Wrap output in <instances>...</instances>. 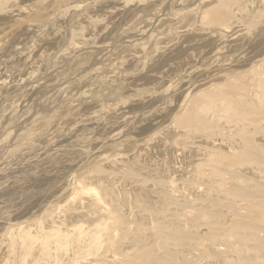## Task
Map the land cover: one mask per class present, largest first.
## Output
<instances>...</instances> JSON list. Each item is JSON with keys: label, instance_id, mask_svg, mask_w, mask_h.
I'll return each mask as SVG.
<instances>
[{"label": "rangeland", "instance_id": "1", "mask_svg": "<svg viewBox=\"0 0 264 264\" xmlns=\"http://www.w3.org/2000/svg\"><path fill=\"white\" fill-rule=\"evenodd\" d=\"M144 1L0 0V254L11 230L46 241L58 228L96 240L99 254L85 264H264V69L249 68L264 39L232 69H204L191 84L144 83L159 55L133 53V37L145 50L163 46L185 11L181 0L155 2L133 17ZM202 1L189 5L208 35L264 26V0L199 9ZM23 4L46 18L28 19ZM178 111L183 121L154 141ZM172 140L180 161L167 171L133 150L148 145L161 158ZM71 195L77 203L57 211ZM54 242L52 264L62 256ZM42 262L38 254L33 264Z\"/></svg>", "mask_w": 264, "mask_h": 264}, {"label": "bare ground", "instance_id": "2", "mask_svg": "<svg viewBox=\"0 0 264 264\" xmlns=\"http://www.w3.org/2000/svg\"><path fill=\"white\" fill-rule=\"evenodd\" d=\"M176 1H178V0H169V1L168 0H158V1L157 0H145L141 6L136 7L137 9L133 8V17H135L136 14H141V16L146 15L144 13L146 12L147 8H150L152 6V4L155 2H157V4H159V5H162L165 3L168 4L167 2H171V3L173 2L174 3ZM192 1L193 0H181V4L184 5L185 11L178 16V20L174 23V25H172L173 29H169L170 31L172 30V32L169 31L171 33V36L168 37L167 42L163 46H159V47H154V46L151 47L150 46L149 49L146 48V50H145L143 48H139V45H141V43L145 42L144 38L138 42V41H136L137 39H139L138 35H137V37L136 36L133 37V53H135V54H158L159 55V56H157L158 58L156 60H148L147 74L142 78V80H141L142 82L152 83L154 85L158 82L162 83V82H166V81H169L170 83H174V84L180 83L183 81H187L189 84H191V83H193L194 75H196L198 72H200L204 69H214L218 66H224V68L226 67V69L229 70V69H232L231 68L232 63L239 62L241 64V61L243 59L245 60V57H246V56L244 57V54H246L250 50H252L253 47H255V45L257 44V41L259 39H264V26L263 27L262 26L257 27L254 30L226 31L225 35L223 37H220V39H218L219 35H215L216 34L215 32H212L210 35H208V31L211 30L210 27L208 29V27L205 26V24H208V23H206V21H205V24L201 23L200 20L197 23L195 22L196 19L193 17V15L196 16L200 12L195 11V10H197L196 6L192 7L191 5H189L190 2H192ZM207 1L208 0L202 1L199 4V6H200L199 9H201L202 5H205V4L208 5ZM59 4H60V2L57 1L54 3V6L57 7V6H59ZM166 4H165V6H166ZM29 5L30 4H28V5L23 4L20 7V8L26 9V10H30L29 14L27 15L28 19H35V20L41 19L42 20V19L46 18L44 15V10L41 6H38L34 9H29V8H31V6H29ZM155 6H157V5H155ZM158 7H160V6H158ZM163 7L164 6H162V10H163ZM156 9H158V8H156ZM200 11H202V10H200ZM219 13H218V15H219ZM167 14H168V12H167ZM169 15H170V13H169ZM137 16H140V15H137ZM211 17H213V16H211ZM168 18H167V20H168ZM25 21H27V20H25ZM207 21L209 22V20H207ZM245 21H247V20H245ZM211 22L212 21H210L209 23H211ZM20 24L21 23H18L17 27H19ZM216 24L214 23V25H216ZM209 25H211V24H209ZM147 26H150V25H147ZM229 26H230V23H229ZM224 27H225V29H227L226 26H224ZM212 30H214V29H212ZM138 34H139V32H138ZM133 35H135V34H133ZM141 35L142 34H139V36H141ZM146 35H147V33H146ZM166 39H167V37H166ZM163 43H161V44H163ZM149 44L152 45L150 42H149ZM158 44H159V41H158ZM143 50H145V51L143 52ZM35 54H39L38 57H41L43 54H46V50L45 49L38 50L37 53H35ZM149 56L150 55H148V57ZM35 63H36L35 57H28V59L25 60V64H26L27 68L34 67ZM249 66H246V67L253 68L255 70L254 72H256L257 69L263 70L264 69V54L257 56L249 64ZM242 70H244V72H245L247 70V68H243V69H241V71ZM261 70H260V73H261ZM241 71L231 72L225 76L227 78H231V77L235 78L237 75H238L237 77H240L242 75ZM207 73H209V72H207ZM260 75H263V74H260ZM214 79H216V78L214 77ZM261 80H262V78H261ZM261 82H260V85L264 86L263 80ZM167 86H169V85H167ZM153 88H154V86H153ZM256 94H258V93H256ZM223 101H226V99ZM228 101H230V100L228 99ZM189 103L192 104V102H189V101L187 104L185 103V105H184L185 107L183 108L182 112L185 111L189 107L188 106V105H190ZM219 110H220V108H219ZM182 116L183 115L180 111H178L177 115L169 116V118L167 120L169 123L167 125V130L165 131V133H161L159 135H156L155 138L153 137L154 141L159 142V141L163 140V137L166 136L167 132L174 130L175 125H177L176 123L180 122L181 120L183 121ZM174 119H175V121H174ZM191 119L189 118V120H191ZM172 120H173V122H172ZM187 120H188V118H187ZM189 120H188V122H189ZM184 121H186V120H184ZM190 122L192 125L193 121H190ZM181 126H182V124H181ZM185 126H186V124H185ZM148 147L149 146L146 145L145 148L140 149V147L134 145L133 150H135L134 152H137L136 154L139 155L138 156L139 158L140 157L145 158V160L152 163V165H161V167L164 168L166 171L170 169L171 165H176L180 161L178 154H180L179 151H180L181 147L178 146L175 143V141H173V140L168 141L166 146H164V147L160 148V150H158V151H160V153H163V156H161V158H159L160 155L157 154V151H153L150 149L148 150ZM63 196H65V195H63ZM72 196L73 195H71V197H69V198L65 197V200H64L65 202H63L62 205L57 206V211L62 212L63 210H66L67 206L70 205V202H76V201H74L76 199V197L75 196L72 197ZM54 202H56V201H54ZM79 205H82V204H79ZM94 205L98 206L100 204H98L97 202L94 201ZM72 207H70V209L68 208L69 209L68 212L66 211L65 213H67V215L71 219H74V218L78 217L77 215L79 213H77L78 208L76 206L73 208ZM80 209H79V211H80ZM103 213H104V211H103ZM80 214L83 215V212ZM72 221H74V220H72ZM77 221H74V224H76L75 222H77ZM42 224H43V222H42ZM74 224L71 223L70 225L69 224H67V225H69V227H70V226H73ZM77 225H78V222H77ZM44 226L45 225H43V227ZM60 226H61V224H60ZM100 226H102V224H100ZM43 227H41V228H43ZM47 227H46V229H47ZM49 227H51V226H49ZM69 227H68V231L71 228V227L70 228ZM77 228H80V227L77 226ZM77 228H76V230H77ZM43 229H45V227ZM50 229L53 231L55 228L54 229L50 228ZM56 229H58V228H56ZM56 229H55L54 234H52V233H49L51 235L48 234L49 238H47L48 240H46V241H43V236L38 237L36 235H33L32 233H31L32 234L31 235L29 232L26 234V237H24V239H21L19 237L21 230L9 231L8 249H6L5 252L0 254V264H3V262H4V264H33V262L35 261L38 254H40L42 256L43 262L41 264H52V263H49L50 258L52 259V257H53L51 255V253L49 252V250L52 248V247L50 248V246L53 245L52 242H54V241L57 242L56 246L61 245V254H62V256L59 255L55 259L54 264H85V262L90 261L93 257L98 256V254H99L98 250L94 253V248L96 247V240L91 239V238L88 240H85V241L79 240L75 237H72L73 235L71 236L68 233H65V232H62V231L56 230ZM59 229H61V228H59ZM62 229H63V227H62ZM82 229H83L82 227L80 229H78V230H80L79 233L81 236H83V234L85 233V232H83ZM52 231H50V232H52ZM56 231H58V233ZM43 232L45 233V231H43ZM47 232H49V231H47ZM34 234H37V233H34ZM42 235H43V233H42ZM76 237H77V235H76ZM96 237H99V236L97 235ZM93 238H95V237H93ZM100 239H101V237H100ZM51 240H53V241L51 242ZM42 241H43V243H42ZM53 247H55V246L53 245ZM67 252H69V253H67ZM65 253L68 254V258L64 260L63 257L65 256Z\"/></svg>", "mask_w": 264, "mask_h": 264}]
</instances>
